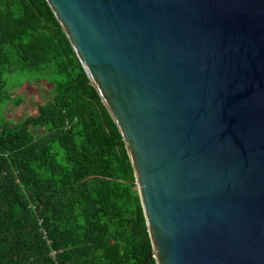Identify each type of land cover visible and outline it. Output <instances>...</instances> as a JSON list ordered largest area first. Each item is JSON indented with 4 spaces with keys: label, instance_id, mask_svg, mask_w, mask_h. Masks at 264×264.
Returning <instances> with one entry per match:
<instances>
[{
    "label": "water",
    "instance_id": "obj_1",
    "mask_svg": "<svg viewBox=\"0 0 264 264\" xmlns=\"http://www.w3.org/2000/svg\"><path fill=\"white\" fill-rule=\"evenodd\" d=\"M123 141L155 264H264V0H44Z\"/></svg>",
    "mask_w": 264,
    "mask_h": 264
},
{
    "label": "trees",
    "instance_id": "obj_2",
    "mask_svg": "<svg viewBox=\"0 0 264 264\" xmlns=\"http://www.w3.org/2000/svg\"><path fill=\"white\" fill-rule=\"evenodd\" d=\"M12 73L53 90L18 121ZM0 264H155L121 136L44 0H0Z\"/></svg>",
    "mask_w": 264,
    "mask_h": 264
},
{
    "label": "rangeland",
    "instance_id": "obj_3",
    "mask_svg": "<svg viewBox=\"0 0 264 264\" xmlns=\"http://www.w3.org/2000/svg\"><path fill=\"white\" fill-rule=\"evenodd\" d=\"M3 78L6 81L7 90L17 86L19 80L17 74H4ZM10 95L18 96L20 104L15 105L12 101L8 102L3 114L11 121H18L22 117L32 114L36 105L51 99L53 90L49 83H40L37 80H32L23 82L16 89L10 90Z\"/></svg>",
    "mask_w": 264,
    "mask_h": 264
}]
</instances>
